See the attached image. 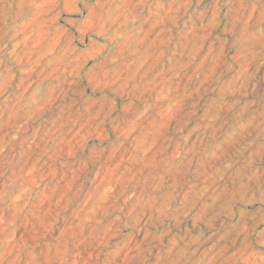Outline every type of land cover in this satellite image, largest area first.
<instances>
[{
  "label": "rangeland",
  "instance_id": "rangeland-1",
  "mask_svg": "<svg viewBox=\"0 0 264 264\" xmlns=\"http://www.w3.org/2000/svg\"><path fill=\"white\" fill-rule=\"evenodd\" d=\"M0 264H264V0H0Z\"/></svg>",
  "mask_w": 264,
  "mask_h": 264
}]
</instances>
